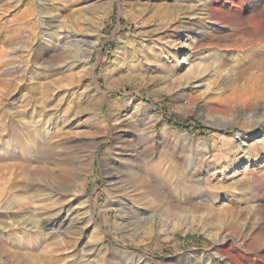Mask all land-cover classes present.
Returning <instances> with one entry per match:
<instances>
[{
	"label": "rangeland",
	"instance_id": "374dc122",
	"mask_svg": "<svg viewBox=\"0 0 264 264\" xmlns=\"http://www.w3.org/2000/svg\"><path fill=\"white\" fill-rule=\"evenodd\" d=\"M39 1L0 0V146L8 147L13 142L16 148H8L19 155L22 145L29 149L24 141L26 131L31 130L23 128L21 121L38 115L43 119L49 107L54 108L53 117L64 120L65 85L76 78L73 71L58 65L59 58H65L60 45L70 43L69 38L58 35L41 44V41L37 43L34 40L33 22L40 15ZM43 1L47 11L45 14L57 18L59 25H75L74 21H77L80 28L85 22L87 28L97 33L95 39H99L91 59L98 84L107 92L110 100L131 98L118 121L113 119L109 102L104 98L102 113L108 118V125L95 122L93 129L97 131L91 137L75 134L77 130L86 134L89 127L87 121L91 119L87 115H78L69 133H65L64 123L63 129L53 134L54 149L52 154L49 153L52 161L60 162L65 152V140H76L83 151L86 147V151L93 153L82 198L91 197L89 207L102 230L105 244L114 246L117 243L138 254L149 255L151 264H185L190 261L191 254L200 258L214 252L217 247L224 245L220 239L225 236L233 241L232 246L227 245V254L242 259L244 237L262 234L264 238V220L258 217L255 207L258 198L264 195L258 188L262 182L257 181L259 172L264 171V149L256 150L257 142H250L253 148L251 158L243 153L236 155L235 134L240 129L250 135L247 118L242 112H252L262 105L260 115L264 117V99L259 101L260 104H255L254 90L247 91L249 81L240 80L237 85L234 79L243 69L245 58L253 53L246 38L257 35L259 24L251 17L255 15L256 20H259L260 16H264V0H251L254 13L247 12L245 17L239 18L233 16L230 22L232 26L210 25L205 28L206 36L210 32L213 35L207 41L199 42L198 46L193 34L184 30L189 19L174 13L180 0H113L101 19L99 13L103 8L96 4H104L106 0H82L80 3H76V0ZM31 6L35 10L34 14L26 11ZM88 24H93V28ZM147 31H150L149 34ZM15 34L19 39L12 44L7 43L5 37ZM130 37H134L139 45L143 44V38L146 39L141 53L146 56L147 59H143L147 62L139 65L135 71L118 67L108 72L107 66L115 58V52H120L118 58L125 57L123 45L131 43L128 42L131 41ZM26 39L32 41H22ZM166 40L172 41L176 47H185L177 51ZM159 46L165 47V54L169 58H163ZM193 46L195 50L191 49ZM36 50L40 53H36L38 57H34ZM177 61L179 65L176 67ZM218 61L221 62V70L212 74L214 64ZM198 63H207L209 74L206 78L211 79L214 90L218 85L225 89L222 96L212 98L215 93L204 92L203 89L196 91L194 98L179 96L176 93L179 80L169 81L171 76H163L164 69L168 67L174 74L173 78L179 76L183 80L181 78L185 77L187 71ZM225 79L227 81L223 82ZM94 80L92 75L86 78L92 94L96 92ZM79 88L77 86L69 92L68 98L74 104L78 102ZM243 95L244 99H241ZM212 100L217 103L215 106L221 105L222 108L231 104L230 110L217 112L214 106L213 109H207V104ZM243 101L249 103L242 104ZM222 115L232 116L230 122L235 123L236 128L224 122ZM92 138L98 142L96 145L85 144ZM45 140L41 139V142ZM119 148L132 152V165L135 171L137 169L138 180L142 177L140 181L143 184L150 182L158 189L160 196L155 207L149 209L162 213L161 223L137 236L125 233L117 224V208L110 205L114 194L113 185L108 182V165L111 166L119 158ZM2 154L0 152V156ZM10 156L13 157L11 154L6 157L12 160ZM37 160V157H33L32 164L44 161ZM149 168H155L153 170L159 176H150L147 173ZM0 177L1 214L6 199L11 198L13 193L19 198L24 192L12 187L16 178H4L2 173ZM173 177L180 184L179 194L167 192ZM202 189L209 194L208 200L200 198ZM132 194H127V197L133 199ZM234 211L239 215L233 214ZM14 234L25 241L39 237L38 241H44L39 242L41 246L38 250L41 253L52 254L53 264L65 262V243L56 244V238L43 240L44 234L36 236L24 227L17 228ZM24 240L19 245L20 250L32 248V243ZM0 264L6 263L0 261Z\"/></svg>",
	"mask_w": 264,
	"mask_h": 264
},
{
	"label": "bare ground",
	"instance_id": "6f19581e",
	"mask_svg": "<svg viewBox=\"0 0 264 264\" xmlns=\"http://www.w3.org/2000/svg\"><path fill=\"white\" fill-rule=\"evenodd\" d=\"M79 1L82 0H76L75 2L78 3ZM110 1L112 2L113 0H106L104 4H96V6L103 8L101 13H99L100 19L107 12ZM39 5L40 15L33 22V27L35 28V30L32 31L33 37L35 38L34 40L37 43L41 41V44L58 35H62L63 38H69L70 43L60 45L65 58H59L58 65L65 67L67 71H73L76 74V78L70 81L69 85H65L64 120L58 119V116L53 117L52 110L54 108L49 107L48 110H46L48 113L43 119L40 118L41 115H38L29 120L21 121V126H23V128H31V130L28 129L26 131V139L24 141L25 144L29 146V149L22 145L19 147L22 150V154L20 153L19 155V153L13 152V149L16 148L13 142L7 145L8 147H12V150L8 147L0 146V152H3L2 156H0V173L4 175V178H16L12 182V187L19 188L24 192V195L19 198L13 193L11 198L6 199L2 205L3 211L0 214V261L6 264L54 263V256H52V254L48 253V255H46L38 250L39 246H41L39 242H44L38 241L39 237L36 238V240L26 239V241L32 243V248L20 250L21 248L19 245L23 242L22 240H24V238H17L18 236H15L14 232H16L17 228L24 227L37 234L36 236L44 234L45 238L43 240L56 238V244L65 243V262L63 264H151V257L149 255L138 254L117 243H115L114 246L105 244L103 233L101 232L102 230H100L97 219L89 207L91 197L86 199L82 198L84 195L82 194L84 181L89 174L88 171L92 164L93 153H89V150L86 151V147H84L85 150L83 151L81 149L82 146L78 144L76 140H65L63 158L60 159V162L51 160V155H49V153L52 154L54 149L53 140L55 136L53 134L57 131H61L64 123L65 133H69V130L73 128V123H75L73 120L80 114L87 115V118L91 119L89 121L86 120L89 124L88 129L85 131L86 134H84V131L81 134L82 130H77L75 134L91 137V135H94L95 131H97L93 129V124H96L95 122L99 121L100 123L108 125V118L102 113L104 98L109 102L111 113L115 121L121 119L122 110L128 108L131 98L110 100L107 97V92L103 91L98 84L95 74V65L91 59L99 39V37L95 39L97 33L95 31L93 32V29L91 31L90 28H87L88 26L85 25V22H82L83 24L80 28L78 27L77 21H74L75 25H71L72 23H60L59 25L57 23V18L45 14L47 12L45 1L40 0ZM164 7L166 9L167 5ZM26 11H28L29 14H34L35 10L32 7L26 9ZM253 11L254 8L251 0H180L176 5L174 13L179 17L189 19L188 23L186 22L184 30L188 31L189 34H193L194 38L197 39L196 45L198 46L199 42L207 41L208 37L213 35L212 32H210L211 36L205 35V28L208 26H232L230 22L233 16L236 18L245 17L247 12ZM165 13L168 14L167 11H165ZM251 18L259 24V28L256 29L257 35L246 38L249 40L247 44L252 47L253 53L247 56L243 61V69H240L241 72L237 73V77L235 76L234 83L239 85L240 83L238 82H240V80L249 81L250 84L247 91L253 89L256 99L255 104H260L259 101L264 99V16H260L259 20H256L255 15ZM88 25L93 28V24ZM148 32L150 31H147V34H149ZM5 39L7 43L12 44V42L17 41L19 37L17 38L15 34L5 37ZM130 40L131 41L128 42L131 43L123 45L126 49L124 58H118L120 52H115V58H113L107 66L108 72L118 67H126V69L135 71L139 69V65L147 62V60L143 59H147L146 56L144 57L141 53V47H145L146 39L143 38L142 45H139V42L136 41L134 37H130ZM22 41L29 43L32 40L29 41V39H26ZM166 43L171 44L170 47H174L177 51H181V47H185L184 45L176 47V44L169 40H166ZM194 47L195 46L191 49L195 50L196 48ZM37 52L38 50L34 51V57L39 56L38 54L36 55ZM159 52L164 55L163 58H169L165 54L167 52L165 47L159 46ZM178 65L179 62L177 61L175 66L177 67ZM214 65V73L212 74L220 71L222 66L219 61ZM208 74L207 63H198L194 65L191 70L187 71V74L184 75L185 77L181 78L183 80H180L179 76L173 78L174 74L168 67L164 69L163 76L164 78L171 76V79L169 77V81L174 79L176 81L179 80L176 86V93L179 96L188 95L194 98L197 95L196 91L201 89H203L204 92L215 93L212 98L222 96L225 89H221L218 85L217 89L214 90L211 79L206 78ZM88 75H92L95 79L94 88L96 92L94 94L90 92L88 84L86 83ZM226 81L227 79L223 82ZM245 85L246 84L243 83V86ZM77 86H80L77 91L78 102L76 101L77 103L74 104L73 100H69L68 97L70 89H75ZM241 99H244V95ZM246 99L251 98L247 97ZM207 103L208 101L206 104ZM248 103L243 101L242 104ZM73 104L74 106L72 108ZM216 104L217 103L212 100V102H209V105L207 104L206 108L213 109L216 107L214 109L217 112H228L231 107V104H227L225 108H222L221 105L215 106ZM262 108V105H258L252 112H242L247 118L249 124L247 128L249 129L250 135H246L241 132L240 129L237 130L235 134L236 155L243 153L244 156L251 158L253 148H251L250 142H252V144L257 142L255 144L256 150L264 149V117L260 115L262 113ZM128 117L130 116H127V118ZM232 118V116L228 115L221 116L224 122L236 128L235 123L230 122ZM41 139H46V142L43 141L42 143ZM86 142L85 144L89 146L98 143L95 139ZM249 143L250 146L246 147ZM117 152L119 158L114 160L111 166L108 165L109 172H107L108 182L113 185L112 193L114 194L110 205L117 208V224L121 226L125 233L131 236H137L149 230L151 231L152 226H158L161 223L163 218L162 213L158 212V210L154 211L149 209L155 207L154 205L157 203L160 196L158 195V189L150 182L143 184L140 181L142 177L138 180L137 177L139 174L137 169L135 171L132 165V152L123 148H119ZM8 154L13 156H10L12 160L6 157ZM33 157H37L38 160L44 161L43 163L37 162L32 164L33 162H31V160ZM108 163L109 162L106 164ZM153 169L149 168L148 171H146L150 176L157 178L159 175ZM259 173L260 174L257 175V181L262 182V185H259L260 187L258 186V188L264 193V171ZM7 174H10V176H7ZM174 178L176 177H173V183H171L170 186L168 185L167 192L179 194L180 184L174 181ZM166 184L164 183V185ZM129 193H133L132 200L127 197ZM200 193V198L203 200L209 199V194L205 190L202 189ZM15 198L17 199L15 200ZM255 207L257 213H259L258 217L264 220V212L262 213V211H264V195L258 198ZM232 213L239 215V213L235 211ZM242 235L245 234L242 233ZM261 235L256 234L253 237H247V235L244 237L245 247L242 249L243 252H241L242 259L237 256L231 257L227 254V245L232 246L233 241L224 236L220 241L222 244H226L225 246L221 245L217 247L214 252L204 255L205 257L202 255V257L197 258V256H195L196 254H191L189 256L190 261L185 264H264V238H262ZM74 244L77 245L72 247Z\"/></svg>",
	"mask_w": 264,
	"mask_h": 264
}]
</instances>
